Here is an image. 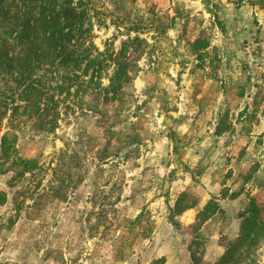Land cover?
<instances>
[{"label": "rangeland", "instance_id": "rangeland-1", "mask_svg": "<svg viewBox=\"0 0 264 264\" xmlns=\"http://www.w3.org/2000/svg\"><path fill=\"white\" fill-rule=\"evenodd\" d=\"M87 9L100 52L129 45L131 80L118 101L71 96L56 119L13 129L0 264H176L188 250L194 264H264V0ZM21 159L35 162L23 176ZM192 209L205 212L190 223Z\"/></svg>", "mask_w": 264, "mask_h": 264}, {"label": "trees", "instance_id": "trees-1", "mask_svg": "<svg viewBox=\"0 0 264 264\" xmlns=\"http://www.w3.org/2000/svg\"><path fill=\"white\" fill-rule=\"evenodd\" d=\"M92 39L87 0H0V124L7 120L8 126L0 136L2 158L11 154L17 125L29 120L47 124L45 119H56L71 96L82 99L92 91L106 102L121 99L131 80L125 58L129 45L107 54ZM109 65L113 73L105 85L102 73ZM34 163L15 160L11 167L23 176ZM258 214L250 203L242 239L252 236Z\"/></svg>", "mask_w": 264, "mask_h": 264}, {"label": "crops", "instance_id": "crops-1", "mask_svg": "<svg viewBox=\"0 0 264 264\" xmlns=\"http://www.w3.org/2000/svg\"><path fill=\"white\" fill-rule=\"evenodd\" d=\"M199 212H200L199 210H193V209L190 210V212L188 213L190 215V220L188 222L191 223V222L195 221L196 217H197V214H199ZM191 216H193V217H191ZM158 249L159 248H157V250L156 249L153 250V252L151 253V258L153 260H157V259H160V258H165V260H166L165 253H163V254L159 253ZM222 253L223 252H221L219 255H222ZM184 254H185V258L179 259L176 264H194L193 259H192V255L189 252V250L186 251Z\"/></svg>", "mask_w": 264, "mask_h": 264}]
</instances>
